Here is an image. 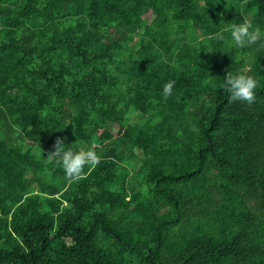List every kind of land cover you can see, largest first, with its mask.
<instances>
[{
	"label": "trees",
	"instance_id": "obj_1",
	"mask_svg": "<svg viewBox=\"0 0 264 264\" xmlns=\"http://www.w3.org/2000/svg\"><path fill=\"white\" fill-rule=\"evenodd\" d=\"M245 17L264 29V0H0V264H264V40L230 47ZM228 71L258 81L254 104ZM58 138L100 163L68 179Z\"/></svg>",
	"mask_w": 264,
	"mask_h": 264
},
{
	"label": "clouds",
	"instance_id": "obj_2",
	"mask_svg": "<svg viewBox=\"0 0 264 264\" xmlns=\"http://www.w3.org/2000/svg\"><path fill=\"white\" fill-rule=\"evenodd\" d=\"M262 40H264V29L254 27L252 20L247 17L231 27L230 47L246 48ZM174 84V81L164 84L162 91L165 97L172 95ZM257 86L258 81L245 71L236 73L228 71L220 85L228 93L230 101H243L249 105L256 102ZM67 145L63 139L58 138L55 150L47 157L62 167L68 179H78L86 167H95L100 163V156L94 145L79 149Z\"/></svg>",
	"mask_w": 264,
	"mask_h": 264
},
{
	"label": "rangeland",
	"instance_id": "obj_3",
	"mask_svg": "<svg viewBox=\"0 0 264 264\" xmlns=\"http://www.w3.org/2000/svg\"><path fill=\"white\" fill-rule=\"evenodd\" d=\"M249 19H251V17H248Z\"/></svg>",
	"mask_w": 264,
	"mask_h": 264
}]
</instances>
